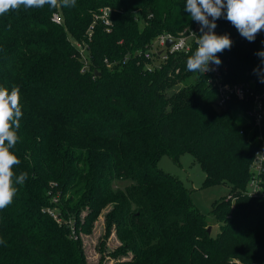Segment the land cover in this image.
<instances>
[{
    "label": "trees",
    "instance_id": "trees-1",
    "mask_svg": "<svg viewBox=\"0 0 264 264\" xmlns=\"http://www.w3.org/2000/svg\"><path fill=\"white\" fill-rule=\"evenodd\" d=\"M185 6L76 0L72 8L21 7L0 16V87L19 88L23 112L14 172L28 174L0 210V264H90L78 235L88 207L91 221L109 207L101 244L114 231L120 244L112 255H132L126 264L264 261V194L246 193L261 142L247 117L253 103L234 97L219 107L209 75L187 71L193 52L153 68L135 55L162 33L200 27ZM104 8L109 29L95 20ZM216 23L215 33L233 42L217 53L224 82L253 83L261 92L253 69L264 67L256 55L264 31L249 42L223 17ZM78 43L87 46L86 67ZM184 152L201 165L205 185L230 188L212 205L215 236L189 188L158 167L163 154L178 162Z\"/></svg>",
    "mask_w": 264,
    "mask_h": 264
},
{
    "label": "clouds",
    "instance_id": "clouds-1",
    "mask_svg": "<svg viewBox=\"0 0 264 264\" xmlns=\"http://www.w3.org/2000/svg\"><path fill=\"white\" fill-rule=\"evenodd\" d=\"M45 5L49 10L58 6L72 8L76 6V0H0V16L21 7L43 9ZM185 11L200 25L201 33L197 37L195 51L186 61L189 72L203 74L209 71L210 62L220 65L217 53L231 48L233 42L230 37L217 35L214 31L216 21L221 17L231 22L249 42H254L256 35L264 31V0H186ZM256 55L264 65V51H258ZM253 72L264 83V67L258 66ZM22 115L19 88L13 87L9 92L7 88L0 87V210L13 202L18 191L16 185H22L28 176L26 172L19 175L14 172V167L21 163L12 150L19 139ZM0 243L4 241L0 240Z\"/></svg>",
    "mask_w": 264,
    "mask_h": 264
},
{
    "label": "built area",
    "instance_id": "built-area-1",
    "mask_svg": "<svg viewBox=\"0 0 264 264\" xmlns=\"http://www.w3.org/2000/svg\"><path fill=\"white\" fill-rule=\"evenodd\" d=\"M110 8H104L95 15V20H99L106 26L107 29L110 28L112 23ZM54 19L59 21L58 14H54ZM94 24V23H93ZM91 24L88 32L91 33L94 25ZM195 34V35H193ZM201 35L200 27L196 26L195 28L185 30L177 35L171 33H162L158 35L151 43L146 46L145 50H138L136 56L144 57L145 60H152L151 63H148L149 68L155 66L154 62L158 61L160 66L162 62H165L172 54L184 53L189 54L194 52L197 47V37ZM167 39H171L172 43L167 45ZM80 49V54L84 60L86 67L87 46L85 43L77 44ZM127 59V57H126ZM125 59V60H126ZM106 65L110 66L112 63L109 62L108 58L104 59ZM225 67L221 65H215L210 62L209 71L203 73L209 75L208 81L219 91L218 106L223 107L227 101L232 98H236L241 101H251L253 107L248 110L247 117L252 121L254 127L260 131V148L256 151L251 164V179L248 183L246 193L250 196H259L264 194V135L262 133L264 129V89L261 92L256 93L254 90L253 83H240L232 84L224 82V73ZM253 85V86H252ZM227 264H243L239 260H231ZM253 264H264V262H254Z\"/></svg>",
    "mask_w": 264,
    "mask_h": 264
},
{
    "label": "rangeland",
    "instance_id": "rangeland-1",
    "mask_svg": "<svg viewBox=\"0 0 264 264\" xmlns=\"http://www.w3.org/2000/svg\"><path fill=\"white\" fill-rule=\"evenodd\" d=\"M84 53L86 54V52ZM154 64L158 65V61H155ZM181 86L182 83H179L175 88ZM158 167L180 178L182 183L189 188L195 205L206 215L209 226H211V234L215 236L220 231V222L211 214L212 205L215 200L230 192L229 186L226 184L205 185L206 174L190 152L182 153L178 162L174 161L170 155L163 154L158 162ZM123 186H125V183ZM108 209L109 207L102 210L97 218L92 221L90 218L91 213L88 214L89 211L93 210L92 207L86 208L81 215L82 220L78 235L81 238L83 250L90 264H126L133 258L132 255L123 257L112 255V251L120 244L114 231L105 240L104 245L101 244V241L104 240L105 231L104 213ZM90 224L92 225L87 230L86 226Z\"/></svg>",
    "mask_w": 264,
    "mask_h": 264
},
{
    "label": "water",
    "instance_id": "water-1",
    "mask_svg": "<svg viewBox=\"0 0 264 264\" xmlns=\"http://www.w3.org/2000/svg\"><path fill=\"white\" fill-rule=\"evenodd\" d=\"M172 43L171 39H167V45H170ZM208 233H211V226L208 227Z\"/></svg>",
    "mask_w": 264,
    "mask_h": 264
}]
</instances>
